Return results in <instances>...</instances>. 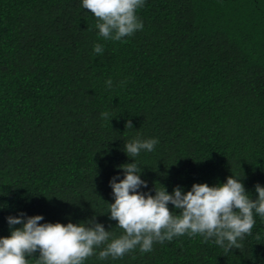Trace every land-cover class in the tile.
<instances>
[{
	"label": "trees",
	"instance_id": "trees-1",
	"mask_svg": "<svg viewBox=\"0 0 264 264\" xmlns=\"http://www.w3.org/2000/svg\"><path fill=\"white\" fill-rule=\"evenodd\" d=\"M136 15L143 29L116 41L82 0H0V237L24 213L95 217L118 238L109 181L126 163L152 195L231 175L252 199L264 187V0H144ZM136 138L158 143L129 157ZM253 215L230 252L185 234L116 259H99L101 245L84 264H264V217Z\"/></svg>",
	"mask_w": 264,
	"mask_h": 264
},
{
	"label": "clouds",
	"instance_id": "clouds-1",
	"mask_svg": "<svg viewBox=\"0 0 264 264\" xmlns=\"http://www.w3.org/2000/svg\"><path fill=\"white\" fill-rule=\"evenodd\" d=\"M144 5V0H82V6L97 18L96 28L105 39L119 41L143 29L136 11ZM94 52L101 54L103 46H94ZM111 86V80L106 81ZM104 119L109 113L101 114ZM125 127L133 128L131 120ZM158 140L155 138L133 139L125 145L127 156L136 157L141 151H153ZM123 179L114 176L109 181L114 202L109 204V218L117 222L123 234L114 238L95 217L83 223L65 224L40 223L42 215L8 216L7 223L21 227L11 230L8 237H0V264H29L27 257L38 253L36 264H84L94 254V249L105 245L98 258L111 256L121 258L139 246L142 253L152 251L154 242L171 241L173 237H204V242L215 238L214 243L230 252L240 249L245 235H251L255 211L264 217V187L256 184V198H250L240 179L229 176L226 182L216 186L206 183L193 184L184 192L180 186L169 194L165 187L150 192L147 182L138 173L136 163L120 166ZM119 180V182H117ZM169 205L178 214L170 211ZM227 242V243H225Z\"/></svg>",
	"mask_w": 264,
	"mask_h": 264
}]
</instances>
